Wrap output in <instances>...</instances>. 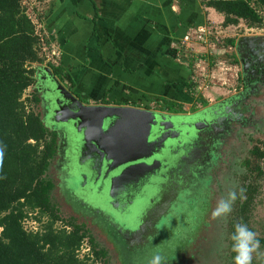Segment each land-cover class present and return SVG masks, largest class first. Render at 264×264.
<instances>
[{
    "label": "trees",
    "instance_id": "1",
    "mask_svg": "<svg viewBox=\"0 0 264 264\" xmlns=\"http://www.w3.org/2000/svg\"><path fill=\"white\" fill-rule=\"evenodd\" d=\"M202 2L224 17L222 28H237L240 24L249 29L264 28V0ZM41 35L24 0H0V264H109L106 250L99 249L85 224L60 215L52 198L54 184L47 177L57 155L56 134L44 126L35 109L39 104L37 95L22 100L35 84L34 66L47 65L60 81L65 77L63 65L45 64L46 45ZM234 45V39L224 40L219 54H228L226 49ZM47 49L52 52L50 44ZM198 103L208 105L202 98ZM159 104L161 111L185 113L174 104ZM253 156L247 165L256 182L264 175V149L256 148ZM254 182L243 186L245 193H258ZM252 202L250 195L241 205L239 214L231 220L230 235L237 223L250 229ZM29 219L40 225L39 230L26 229ZM256 240L259 247L252 253L250 264H264V237ZM84 245L89 246L91 254L81 258L79 252ZM231 245L232 241L230 250ZM231 254L234 264L232 250Z\"/></svg>",
    "mask_w": 264,
    "mask_h": 264
},
{
    "label": "crops",
    "instance_id": "2",
    "mask_svg": "<svg viewBox=\"0 0 264 264\" xmlns=\"http://www.w3.org/2000/svg\"><path fill=\"white\" fill-rule=\"evenodd\" d=\"M202 1L51 0L43 25L52 50L61 56L60 64L70 71L63 85L91 106L152 111L163 102L183 109L197 102V93L208 104L213 94H218V103L233 96L231 89L223 88L227 81L224 72H230L231 66L222 63L212 71L204 91L192 72L197 68L193 57L198 55L191 52L185 38L196 27L220 26L224 21ZM240 27L244 33L240 31L238 36L232 31L236 27L223 28L235 45L241 37L264 35V28L240 24L236 29ZM197 105L201 106L197 111L209 106Z\"/></svg>",
    "mask_w": 264,
    "mask_h": 264
},
{
    "label": "flooded vegetation",
    "instance_id": "3",
    "mask_svg": "<svg viewBox=\"0 0 264 264\" xmlns=\"http://www.w3.org/2000/svg\"><path fill=\"white\" fill-rule=\"evenodd\" d=\"M243 54L246 58L248 67L246 71L247 78L242 79L243 69L240 65L241 88L237 93L245 91L246 93L233 102L227 117L219 119L215 124L209 127L203 126L200 123L201 125H199L202 128L201 138L193 147L186 148V152L178 148L179 146L172 148L170 152H168V148L162 150L160 147H157L158 145L155 146L156 151L159 150L160 156L158 157L164 156V158L168 159L159 163L156 162L154 166H151L144 172L138 171L130 175V179L118 185L119 187L113 192L114 201L112 202L111 208L108 207L110 201L108 195V181L102 182L104 159L99 155V152H97V148L89 146L85 150L86 155L82 159V163L78 164V142L76 140V133L74 131L68 132V130L65 129L66 140L62 147L63 158H61L57 167L64 176V179L61 181L64 184V196L67 191L69 197L72 198L69 202L72 203L75 201L72 195L74 193L73 191H75V195L84 200L89 206L105 211L104 223L100 222L101 225L99 226L96 224V228L94 225L84 228L94 239L99 249L107 250L109 248L108 250L114 253L113 257L117 263H120L119 256L122 251L120 247H125L122 252L124 254H126L125 250L132 252L135 247L138 251H141L149 249L150 247L154 248L153 246L156 248L150 252H155L158 248L159 251L156 253H162L163 255H168L169 252L173 253L175 251L173 248L174 245H171L174 240L167 237L169 231L172 228L176 231L180 225L187 223V217H190L192 220V216L197 218L195 222L197 224L192 228L184 227V229L181 230L184 234L181 240L188 241L190 239L189 244H191L193 248V246L198 243L200 233L198 237L194 239H191L192 233H188L194 231L197 227L201 229V227H204L203 225L209 226L208 223H210L211 215L214 212L213 207L217 206L219 203H217L219 191L211 187L215 184L223 190L226 186L221 184V176L227 171L234 170L236 175L241 176V171H243V169L246 170L245 174L249 170L250 166L247 165V163L254 158L253 154L256 148H261V144L259 145V143L250 138H254L257 134L259 136L264 135V131L262 130L264 126V114L256 117V113H254V110L257 109L256 106L259 103L258 101L262 102L264 99V50H257L254 54L245 51ZM35 90L37 91L36 88ZM153 111L166 117H175L179 121L182 118L188 119L200 112L196 111L191 114L183 115L172 114L161 110ZM60 118L69 119L68 110L63 111ZM187 119L182 120L183 125L187 123ZM166 128L167 133H165V138L168 139V144L170 145L186 137L185 132H187V128L185 126L172 128L170 125H167ZM205 137H208L207 142H205ZM171 138L173 139L171 140ZM245 146H249L247 150L249 154L248 158L238 156L241 153L237 154V152H241L242 150L245 151L247 149H244ZM236 157L240 158L242 166L234 167L235 165H232L233 161L237 159ZM224 165L226 168L223 167ZM230 165L232 167H229ZM111 175L112 174H110V176ZM215 175L216 180L214 179ZM229 177L234 181L230 175ZM57 179V177L52 179L53 181L49 179L54 184L52 198L57 196ZM208 181L211 185L205 187ZM78 184H80L81 187H79ZM243 186H247L245 181ZM77 191H80L79 194H77ZM61 197L55 198L56 200L54 201L60 214L62 213L61 210H63L67 213L65 214V218L75 219L73 216V213H75L73 209L74 206L67 203L66 200ZM199 201H201V203H198V207L195 203ZM198 208L202 210L201 214H199V210L195 212V209ZM147 220L153 227L149 225L145 232L146 236L144 235V237H140L138 240L136 239L138 246L130 242L125 245L121 237H124L127 228H136L138 225L145 224ZM201 223L202 225H200ZM122 226H126V229H122ZM185 233L188 234L187 237L189 239H186ZM98 242L102 247L99 246ZM116 242L122 245H116ZM131 244H133L134 247H131ZM179 250L176 252H179ZM182 253L186 255L189 251H186V249L182 247ZM139 255L141 254H138V256ZM149 255L145 258V261H150V259H148ZM165 260L164 263L166 264H175L173 259L171 261L165 258ZM192 260H194V257ZM191 263L192 262L186 261L184 264Z\"/></svg>",
    "mask_w": 264,
    "mask_h": 264
},
{
    "label": "water",
    "instance_id": "4",
    "mask_svg": "<svg viewBox=\"0 0 264 264\" xmlns=\"http://www.w3.org/2000/svg\"><path fill=\"white\" fill-rule=\"evenodd\" d=\"M234 50L243 69L242 79H246L248 67L243 53L248 51L254 54L257 50L263 51L264 35L241 37L236 42ZM34 69L35 75L33 78L35 80V88L39 94L38 108L40 119L47 129L56 134L57 138L58 149L54 168L57 169L61 158H63L62 147L66 140L65 129L68 132L74 131L78 142V164L82 163V159L86 155L85 150L89 146L97 148V152L105 161L102 182L108 181L109 208H111L114 201V190L119 187L118 185L130 179V175L138 171L144 172L154 166L156 162L159 163L168 159L164 158V156L159 158V150L156 151L155 146L158 145L157 147L162 150L168 148V152L172 148L179 146L178 148L186 152V148L193 147L201 138V124L209 127L219 119L227 117L233 102L246 93V91L237 93L224 101L203 109L188 119H180V122L175 117H166L152 110L123 106L86 105L53 75L50 68L36 65ZM65 110H68L69 119L60 118L61 113ZM183 119H187V123L184 125L182 124ZM167 125L172 128L185 126L187 128L186 137L178 140L173 145L168 144V139L165 138ZM49 170H51V167ZM110 174L112 175L110 176ZM58 182H60V179ZM61 185L62 189L58 190L59 196H62L67 203H70L69 200L72 198L69 197L67 191L64 196V184L62 183ZM78 186L81 187L80 184ZM73 192L72 195L75 201L70 204L74 206L75 213H73V216L75 218L82 221L85 226L93 224L95 228L105 222V211L89 206L84 200L75 195V191ZM79 192L77 191V194ZM149 225L152 226L147 220L145 224L138 225L136 228H127L121 240L125 245L130 242L138 246V238L146 236L145 232ZM122 229H126V226H122ZM133 244H131V247H134ZM143 251H138L136 247L132 252L125 250L126 254L130 256L127 258L129 260L136 256L139 257L140 255L138 256V254Z\"/></svg>",
    "mask_w": 264,
    "mask_h": 264
},
{
    "label": "rangeland",
    "instance_id": "5",
    "mask_svg": "<svg viewBox=\"0 0 264 264\" xmlns=\"http://www.w3.org/2000/svg\"><path fill=\"white\" fill-rule=\"evenodd\" d=\"M50 3H51V0H24V4H25V7L27 8L28 14L32 18V20L36 24H38V27H39V29H41V32H42L41 36L43 37L44 44L46 45V47L44 46L45 48L43 50V53L46 57V63L45 64H47L48 62H51V63L55 64L56 66H58L60 64V61H61V59H60L61 56L59 55V53L56 50H52V52L47 51L48 50L47 45L49 44L48 42L50 41V36L47 35L45 26L43 25V22H44L45 17H46V12L47 11L50 12V9H51ZM41 22H42V24H41ZM232 29H233L232 31H234V33H237V36L239 35L240 31H241V33H244V27H240L238 29H236V28H232ZM226 40H229V38H226L225 41ZM221 43H222V40L219 43L220 46H221ZM230 54H231V57L223 54L220 57L218 55H216V58L217 57H219L220 59L222 58L221 61H223L222 62L223 64L231 66L230 72H224V74H226V80H227V81H225V80L224 81L227 85H231L232 88L235 89V91L234 90H232V91L235 92L234 94H237V91H239V89L241 88L240 87L241 86L240 63L238 61V58H237V55H236L234 49L232 50V53H230ZM204 57H206V56L204 55ZM196 58H200V56H195V58L193 57V60ZM210 58H213V57L210 56ZM229 59H230V61H229ZM197 62H196V64H197ZM192 65H194V61H193ZM224 71H226V70H224ZM192 72L196 77H199L200 75H207L209 73V69L206 66H204L203 69L201 67L194 68V69H192ZM69 73H70L69 69H65L66 78H67ZM206 80H207V78H206ZM201 85L202 84H200V86ZM33 86L25 93V95L22 98L23 101H26L28 98H30L32 95H34L37 92L35 90V84ZM64 86H68V85L65 84ZM228 87L229 86H224L223 88L226 90H229L230 88H228ZM201 91H204V89H201ZM36 95L39 96L38 92L36 93ZM197 95L200 96L201 94L197 93ZM198 96H196L197 99L200 98ZM210 100H211V102H209V104H208L209 106L217 104L218 103V94H213L212 98L210 96L209 101ZM258 102H257L258 104L256 106L257 109L254 110L255 111L254 113H256L255 114L256 117L264 114V99L262 100V102L261 101H258ZM155 108L157 111L161 110L160 104L157 105ZM200 108H201V106L197 105L196 103L195 104L190 103L183 108L186 110H183L185 113H182V114L183 115L191 114L192 112H194V110L197 111ZM35 109H36V111L38 110L37 112L39 113L38 106ZM262 130L264 131V126H263ZM204 139H205V142L208 141V137H205ZM250 139L256 141L257 143H259V145L261 144L260 146L262 147V149H264V135L259 136L257 134L254 136V138H250ZM238 140H241V139H238ZM249 146L248 147L245 146L244 149L247 148L245 151L242 150L241 152H237V154L241 153L238 156H240L242 158H245V157L248 158L249 154H248L247 150H248ZM55 159H56V157H55ZM241 162L242 161H240V158L238 157L235 161H233L232 165L234 164L235 165L234 167H240V166H242ZM217 164H216V166H217ZM54 166H55V160L53 161L52 165L50 166L51 170H49L50 172H48L47 177H48V179H51V180L54 179L55 177H57L58 181L60 179V182H61V180L63 178V174L61 171H59L58 168L57 169L54 168ZM261 166L264 169V160L261 162ZM223 167L226 168L225 165ZM229 167H232V166L230 165ZM233 169H235V168H233ZM52 170H53V172H51ZM241 172H242L241 176L236 175V172H234V170H231L229 172L227 171V172H225V174H222V176H221L222 183L221 184L226 186L225 188H223V190L221 187L216 186L215 184H214V186L211 187L212 189L214 188V189L219 191L217 203L218 202L220 203L222 200H226L229 192H234L236 194V199L234 202H232L231 212H229L226 215H222L220 217H217V218H214L213 215H211L210 223H208L209 226L203 225L204 227H201V229L197 227V228H195L194 231L188 233V234L192 233L191 239L198 237V235L200 233V236L198 237L199 240H198L197 245L193 246V248H192V245L189 244L190 239L187 237L188 234H186V233H185V237H186V239L188 238L189 240L188 241H183V239L181 240V238L184 236V234L181 230H183L184 227L192 228L194 225L197 224V223H195L197 221L196 217L192 216V220L190 219V217H187V221H186L187 223L180 225V227L177 229L175 228L176 231H174V229L172 228L169 231V235H167V237L169 239L171 238V240L172 239L174 240L172 242V245H171V246L174 245L173 248L175 251L173 253L169 252L168 255H163L162 253L161 254L156 253L159 251L158 248H157V250H155V252H150L156 248L155 246H153L154 248L150 247V248H152L151 250H149L150 248L145 249L139 257H135L134 259L129 260L127 258H129L130 256L122 253L124 248L120 247L122 250L121 254L119 256L120 257V263L121 264H166V263H164L166 261L165 260V258H166L167 260H171V261L173 259L175 264H180V263L184 264L186 261L192 262L191 264H233V260L231 258V253H230V249H229V244L231 241V239H230V237H231V235H230V233H231L230 232L231 220H233V218L239 214L238 212L240 211L241 205L246 202L247 197L250 195L253 196V202L250 206L251 216H250V220H249V222H250L249 227L256 234V238L264 237V175H262L261 178H258V180H256V182H254L255 179L253 177H250L249 170L247 171L246 174H245V172H246L245 169H243V171H241ZM229 175L231 176L232 179H234V181L230 179ZM214 179L216 180V175L214 176ZM245 179H248V181L246 182L247 186L254 182V186H257L259 189L258 193H254V194H250V195L245 193L246 190H244V188H243V183H244ZM217 181H219V180H217ZM60 182H58L57 190L62 189V185ZM210 185H211V183L208 181L206 183L205 187H209ZM57 197H61V196H59L58 191H57V196L55 198H57ZM55 198H53V201L56 200ZM61 198H63V197H61ZM198 203H201V201H199L195 204L198 205ZM198 207H199V205H198ZM216 207L217 206L213 207L214 210L216 209ZM65 208H66V206H65ZM198 210H199V208L195 209V212H197ZM61 212L62 213L60 215L64 219H67V218H65V214H67V213L63 210H61ZM201 213H202V210H199V214H201ZM75 219L78 223H82V221H79L77 218H75ZM90 225L93 226V224H90ZM90 225H88V226H90ZM200 225H202V223ZM57 226L60 227L61 224L59 223V224H57ZM171 226H172V224H171ZM25 227L28 230H34V229L39 230L40 225L37 222H34L33 220L29 219L28 221L25 222ZM199 229H200V231L198 232ZM178 241H179V243H178ZM116 245L120 246L122 244L119 242H116ZM179 245H180V247L181 246L184 247L186 249V251H189V253L186 255L183 254L182 253V247L180 248ZM99 246L102 247L100 243H99ZM108 249L106 250L107 254H108V263L109 264H120V263H117L115 258L113 257L114 253L110 252ZM177 250H179V252H176ZM88 254H91L89 246L84 245L81 248L79 255L82 258ZM148 255H149L148 259H150V261H147V260L145 261V258L148 257ZM196 256H197V258H196ZM193 257H194V260H192ZM132 261H134V262H132ZM97 264H102V263L98 262Z\"/></svg>",
    "mask_w": 264,
    "mask_h": 264
},
{
    "label": "built area",
    "instance_id": "6",
    "mask_svg": "<svg viewBox=\"0 0 264 264\" xmlns=\"http://www.w3.org/2000/svg\"><path fill=\"white\" fill-rule=\"evenodd\" d=\"M227 32V30L223 29L220 26L208 23L206 25L196 27V29H192L190 31V34L185 38V42L189 44V49L191 50V52L200 56V58H196V62L198 61L196 67L199 68V64L201 66H206L209 69V73L207 75H200L199 77L195 76V79L199 80V83L203 85L201 87H203L204 90L208 88L206 78H208L209 80L212 71L219 69L223 62L221 61L222 58H219L220 56H222L219 54V51L222 50L223 41L227 38L226 35H228ZM221 40L222 43L220 46L219 43ZM232 50L233 48L231 47H228L226 49L227 53L232 52ZM203 55L208 57V59H202ZM216 55H218L219 57L216 58ZM210 56L213 58H210ZM210 62L212 63L208 64ZM225 86H229V88L231 89L230 91H235V89L232 88L231 85L225 84ZM234 91L233 93H235Z\"/></svg>",
    "mask_w": 264,
    "mask_h": 264
},
{
    "label": "clouds",
    "instance_id": "7",
    "mask_svg": "<svg viewBox=\"0 0 264 264\" xmlns=\"http://www.w3.org/2000/svg\"><path fill=\"white\" fill-rule=\"evenodd\" d=\"M236 199L234 192H229L227 199L222 200L212 213L214 218L226 215L231 212L232 202ZM232 241L231 250L234 253V264H250L252 253L256 252L259 243L256 234L247 225L237 223L234 225L233 233L230 237Z\"/></svg>",
    "mask_w": 264,
    "mask_h": 264
}]
</instances>
